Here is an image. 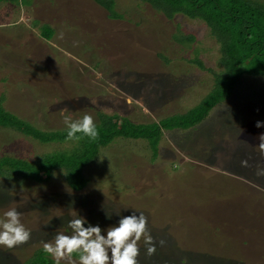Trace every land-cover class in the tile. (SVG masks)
Instances as JSON below:
<instances>
[{
  "label": "rangeland",
  "instance_id": "374dc122",
  "mask_svg": "<svg viewBox=\"0 0 264 264\" xmlns=\"http://www.w3.org/2000/svg\"><path fill=\"white\" fill-rule=\"evenodd\" d=\"M113 1L122 19L95 0L0 4V98L23 118L0 114V219L16 208L31 230L28 243L0 246V264L47 257L43 242L70 234L68 222L78 215L106 229L133 210L147 217L156 242L150 257L138 242L139 264H264V175H257L264 127H255L264 121L262 60L244 66L263 76L245 74L204 121L165 130L157 148L143 138L118 136L98 148L83 133L67 139L64 116L88 114L97 124L100 113L118 114L162 128L197 106L226 67L211 34L217 23L209 29L180 13L169 20L147 1ZM190 34L195 41L187 44ZM19 123L56 138L43 141ZM89 155L96 156L80 170L56 167L47 179L51 169L37 168L34 178L11 162Z\"/></svg>",
  "mask_w": 264,
  "mask_h": 264
},
{
  "label": "trees",
  "instance_id": "16d2710c",
  "mask_svg": "<svg viewBox=\"0 0 264 264\" xmlns=\"http://www.w3.org/2000/svg\"><path fill=\"white\" fill-rule=\"evenodd\" d=\"M104 8L108 9L109 16L113 19H122L124 14L114 11L115 2L113 0H95ZM147 1L154 9L161 12L167 19L172 20L176 14H184L187 17L203 20L209 29L215 27L211 34L220 43L222 49L221 63L226 67L223 71L214 74L215 82L211 91L201 100V102L182 115H175L166 120H163V127L158 128L157 124L135 123L127 116L110 115L100 113V121L96 127L98 137L93 140V145L96 148L106 146L112 142L115 137L123 136L130 138H143L150 140L157 148L165 130H173L177 128L187 129L194 127L204 121L214 107L220 105L227 100L233 93L234 89L241 83L245 74L254 76H263L260 72L252 74L246 71V63H254V61L264 64V2L260 0H143ZM2 2H14L16 4H26L23 0H0ZM218 34V36L216 35ZM52 36V35H51ZM189 38L187 44L195 41L194 35L185 36ZM217 37V38H216ZM179 41L180 39L177 38ZM222 42H221V41ZM181 43L182 40L180 41ZM255 50V51H254ZM200 68L205 69L203 61L199 58L193 59ZM211 70V69H210ZM259 74V75H257ZM4 77L2 80H5ZM0 98V114L6 118L7 115L14 117L18 122L22 123V119L18 115L7 109L3 102L5 95ZM0 118V119H4ZM116 119V120H115ZM119 119L121 121H119ZM8 121V120H6ZM6 121H3L6 123ZM1 122V121H0ZM4 123V124H5ZM19 123V124H21ZM27 123V122H26ZM23 131L31 132L36 138L43 141L53 140L55 135L43 129L33 128L27 129V126L18 125ZM66 136V135H63ZM65 139L66 137H62ZM93 156L87 158H69L66 156L53 157L47 162L34 163L35 165L27 164L13 159L12 163L16 167H22L24 164L31 173V176L36 178V169H47L46 179L52 176V169L56 167L70 168L72 170H80L87 162H91ZM7 163V159H3ZM9 164V163H7ZM28 167V168H27ZM0 170L1 167H0ZM12 176V175H11ZM16 176V175H15ZM21 176V175H20ZM27 178L21 176V181ZM43 249V248H42ZM37 257L32 264H55L54 259L50 254ZM48 258V259H46ZM31 264V263H29Z\"/></svg>",
  "mask_w": 264,
  "mask_h": 264
},
{
  "label": "clouds",
  "instance_id": "9594fccd",
  "mask_svg": "<svg viewBox=\"0 0 264 264\" xmlns=\"http://www.w3.org/2000/svg\"><path fill=\"white\" fill-rule=\"evenodd\" d=\"M64 124L68 129V140L81 139L78 133L91 140L99 135L94 118L88 114L77 120L64 116ZM255 127H264V121H256ZM258 140V150L264 154V133L258 136ZM242 165L246 166L247 162L242 161ZM257 175H264V170H259ZM147 223L144 213L135 210L130 215L121 216L116 224L106 229L98 224L94 226L78 215L68 222L71 233L57 232L54 243L43 242V250L52 256L55 264H139L138 242L142 238L146 255L150 257L156 252V242L147 229ZM30 239L31 230L21 222V213L16 208L7 210L4 218L0 219V246L12 249L28 243ZM164 243L159 241L161 246ZM74 252L81 253L78 261L73 259Z\"/></svg>",
  "mask_w": 264,
  "mask_h": 264
},
{
  "label": "crops",
  "instance_id": "0c3cea01",
  "mask_svg": "<svg viewBox=\"0 0 264 264\" xmlns=\"http://www.w3.org/2000/svg\"><path fill=\"white\" fill-rule=\"evenodd\" d=\"M50 38H52V37H51V36H49V37H44L45 40H48V39H50Z\"/></svg>",
  "mask_w": 264,
  "mask_h": 264
}]
</instances>
